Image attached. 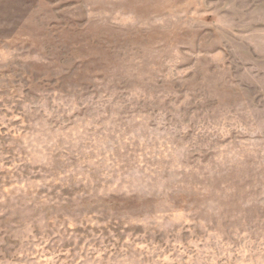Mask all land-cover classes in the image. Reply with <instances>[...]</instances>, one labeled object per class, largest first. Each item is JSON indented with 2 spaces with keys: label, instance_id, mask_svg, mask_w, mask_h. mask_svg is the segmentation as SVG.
Here are the masks:
<instances>
[{
  "label": "rangeland",
  "instance_id": "rangeland-1",
  "mask_svg": "<svg viewBox=\"0 0 264 264\" xmlns=\"http://www.w3.org/2000/svg\"><path fill=\"white\" fill-rule=\"evenodd\" d=\"M0 264H264V0H0Z\"/></svg>",
  "mask_w": 264,
  "mask_h": 264
}]
</instances>
